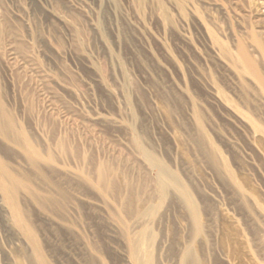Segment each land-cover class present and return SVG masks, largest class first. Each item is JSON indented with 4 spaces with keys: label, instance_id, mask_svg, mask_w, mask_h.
<instances>
[{
    "label": "rangeland",
    "instance_id": "1",
    "mask_svg": "<svg viewBox=\"0 0 264 264\" xmlns=\"http://www.w3.org/2000/svg\"><path fill=\"white\" fill-rule=\"evenodd\" d=\"M0 264H264V0H0Z\"/></svg>",
    "mask_w": 264,
    "mask_h": 264
},
{
    "label": "bare ground",
    "instance_id": "2",
    "mask_svg": "<svg viewBox=\"0 0 264 264\" xmlns=\"http://www.w3.org/2000/svg\"><path fill=\"white\" fill-rule=\"evenodd\" d=\"M56 144V143H55ZM57 146L58 147H60V149L63 147L64 148V144H63V142L62 141H59V142H57ZM47 168V167H46ZM50 170V169H49ZM61 173V172H60ZM102 173V172H101ZM46 174V173H45ZM100 180H101V178H100ZM186 261V260H185Z\"/></svg>",
    "mask_w": 264,
    "mask_h": 264
}]
</instances>
